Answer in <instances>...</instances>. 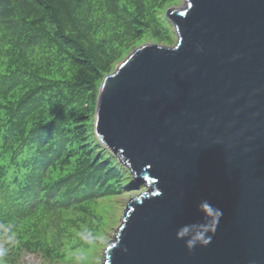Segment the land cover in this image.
<instances>
[{"label":"water","instance_id":"water-1","mask_svg":"<svg viewBox=\"0 0 264 264\" xmlns=\"http://www.w3.org/2000/svg\"><path fill=\"white\" fill-rule=\"evenodd\" d=\"M174 46L101 84L98 140L147 189L107 264H264V0H184Z\"/></svg>","mask_w":264,"mask_h":264},{"label":"trees","instance_id":"trees-1","mask_svg":"<svg viewBox=\"0 0 264 264\" xmlns=\"http://www.w3.org/2000/svg\"><path fill=\"white\" fill-rule=\"evenodd\" d=\"M165 1L0 0L1 234L52 255L49 228L61 217L107 186L118 194L138 186L91 117L139 34L170 42Z\"/></svg>","mask_w":264,"mask_h":264},{"label":"rangeland","instance_id":"rangeland-1","mask_svg":"<svg viewBox=\"0 0 264 264\" xmlns=\"http://www.w3.org/2000/svg\"><path fill=\"white\" fill-rule=\"evenodd\" d=\"M183 3L184 0H166L162 10L166 14L168 9L178 8ZM171 28L174 33L170 42L167 40V42L159 44L166 46L177 44L179 36L172 22ZM142 35L139 34L137 45L132 46L126 56L131 54L137 47L153 42L146 37L140 39ZM141 42L144 43L140 44ZM123 59L118 63L124 61ZM91 119L93 121L91 128L96 134L94 113ZM146 189L145 185L141 187L138 185L137 187L124 189L118 194V192H114L113 188L107 186L101 197H94L86 203L85 210L67 215L70 219L68 222H66L68 219L65 221L66 216L61 217L56 226L49 228V231L53 232V239L49 235L52 239V255L41 250L25 248L17 241L13 232L10 234L7 231L0 233V264H103L105 250L122 224L129 201ZM40 239L41 236L33 242L39 243Z\"/></svg>","mask_w":264,"mask_h":264},{"label":"clouds","instance_id":"clouds-1","mask_svg":"<svg viewBox=\"0 0 264 264\" xmlns=\"http://www.w3.org/2000/svg\"><path fill=\"white\" fill-rule=\"evenodd\" d=\"M106 255V254H105Z\"/></svg>","mask_w":264,"mask_h":264}]
</instances>
